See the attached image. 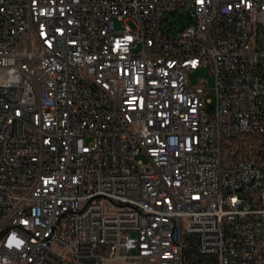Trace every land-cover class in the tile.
Masks as SVG:
<instances>
[{
    "label": "built area",
    "instance_id": "obj_1",
    "mask_svg": "<svg viewBox=\"0 0 264 264\" xmlns=\"http://www.w3.org/2000/svg\"><path fill=\"white\" fill-rule=\"evenodd\" d=\"M0 264H264V0H0Z\"/></svg>",
    "mask_w": 264,
    "mask_h": 264
},
{
    "label": "rangeland",
    "instance_id": "obj_2",
    "mask_svg": "<svg viewBox=\"0 0 264 264\" xmlns=\"http://www.w3.org/2000/svg\"><path fill=\"white\" fill-rule=\"evenodd\" d=\"M131 25V23H129ZM132 26V25H131ZM118 27V25H117ZM140 50V46H136L134 48V52H138ZM190 81L191 83L195 84L197 81V78H207V82H208V87L212 88L214 86V77L212 75L209 74V71L204 68V67H200L197 70H195L194 72L190 73ZM208 97L214 102L215 101V96L212 92H209Z\"/></svg>",
    "mask_w": 264,
    "mask_h": 264
},
{
    "label": "trees",
    "instance_id": "obj_3",
    "mask_svg": "<svg viewBox=\"0 0 264 264\" xmlns=\"http://www.w3.org/2000/svg\"><path fill=\"white\" fill-rule=\"evenodd\" d=\"M209 261V260H208Z\"/></svg>",
    "mask_w": 264,
    "mask_h": 264
}]
</instances>
